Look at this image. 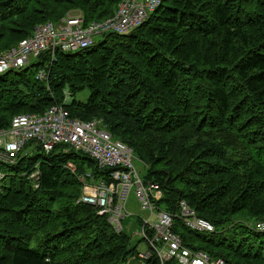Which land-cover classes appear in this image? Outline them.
Listing matches in <instances>:
<instances>
[{
  "label": "trees",
  "instance_id": "16d2710c",
  "mask_svg": "<svg viewBox=\"0 0 264 264\" xmlns=\"http://www.w3.org/2000/svg\"><path fill=\"white\" fill-rule=\"evenodd\" d=\"M120 2L0 0V54L44 22L58 25L72 11L84 25L100 22ZM102 36L1 73L0 129L55 105L83 122L101 120L144 165L142 182L159 186L155 205L174 216L184 247L224 264H264V233L253 228L264 220V0H161L131 33ZM23 151L0 184V264L139 262L141 239L133 243L96 208L76 202L79 178L90 183L86 167L100 181L113 169L63 144L45 153L29 143ZM180 201L214 232L187 228ZM140 264L160 262L153 255Z\"/></svg>",
  "mask_w": 264,
  "mask_h": 264
},
{
  "label": "built area",
  "instance_id": "2783aa9c",
  "mask_svg": "<svg viewBox=\"0 0 264 264\" xmlns=\"http://www.w3.org/2000/svg\"><path fill=\"white\" fill-rule=\"evenodd\" d=\"M161 0H121L114 14L100 22L83 24L79 14L69 15L55 25L44 22L33 29V34L18 42L7 52L0 54V74L19 70L28 65L32 57L42 52L54 54L85 49L94 44L93 37L108 33L126 35L141 26ZM38 72L37 79L44 78ZM36 144L48 153L54 146L63 144L69 149L82 152L92 158L98 169H113L108 181L86 183L76 201L93 206L99 216H105L116 232L124 230L122 220L130 217L125 203L132 192L143 211L142 227L137 235L145 244L146 251L138 258L147 260L155 255L160 264L175 260L177 264H224L222 259H211L204 252H192L184 247L173 233L174 216L158 209L155 202L161 197L159 186L153 182L143 183L133 165L132 150L123 143L113 140L101 120L83 122L73 118L62 106H51L41 115L19 114L12 118L9 128L0 129V167L16 165L26 144ZM24 155V153H23ZM67 167L74 172V166ZM0 170V184L6 178ZM38 172L30 178L37 179ZM91 178V175H87ZM93 181V180H91ZM178 217L183 224L200 233H213L214 226L198 217L184 201L178 202ZM253 228L264 233V220L255 222ZM150 232L151 234H149Z\"/></svg>",
  "mask_w": 264,
  "mask_h": 264
},
{
  "label": "rangeland",
  "instance_id": "374dc122",
  "mask_svg": "<svg viewBox=\"0 0 264 264\" xmlns=\"http://www.w3.org/2000/svg\"><path fill=\"white\" fill-rule=\"evenodd\" d=\"M76 13H77L76 11H72L70 14H76ZM102 37H103L102 35H97V36L93 37V40H94V42H97V41L101 40ZM82 98H83V96H79V99H82ZM70 100L71 99H69L68 101H70ZM133 165H134L135 169L137 170V172H139L140 174L143 172V170H144V165L143 164H141L140 162H138L136 160H133ZM10 168L11 167L1 166L0 170L2 172H4L6 175H9V174H11ZM87 174H90V175H92V177L95 178V179L93 178V181H91L92 177L91 178H87V180L89 182H94V183H99L100 182V180H101L100 177L101 176L99 174H96L93 171L92 168H90V167H86L85 168V170L83 172V175L86 176ZM7 179H8V177H7ZM125 205H126L125 206L126 211L130 212L131 216L130 217H128V216L125 217L122 220V225L124 227V230L127 231V233H129V234H131L133 236L132 239H133V243H134V242L139 241V239H140L137 235H134V233L137 232L136 230L139 231V229L141 228V225L137 224V219L138 218L142 219L144 214H143V211L140 209L139 202L135 199V196L133 195L132 192L129 194ZM177 213H178V211H177ZM145 251H146L145 244L143 242H140L138 244V252H145ZM140 263H141V259H139V262H134V259L128 261V264H140Z\"/></svg>",
  "mask_w": 264,
  "mask_h": 264
}]
</instances>
